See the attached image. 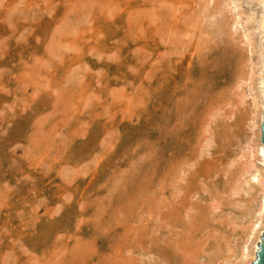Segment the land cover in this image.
Wrapping results in <instances>:
<instances>
[{
    "label": "rangeland",
    "instance_id": "1",
    "mask_svg": "<svg viewBox=\"0 0 264 264\" xmlns=\"http://www.w3.org/2000/svg\"><path fill=\"white\" fill-rule=\"evenodd\" d=\"M255 1L0 0V264H240Z\"/></svg>",
    "mask_w": 264,
    "mask_h": 264
},
{
    "label": "bare ground",
    "instance_id": "2",
    "mask_svg": "<svg viewBox=\"0 0 264 264\" xmlns=\"http://www.w3.org/2000/svg\"><path fill=\"white\" fill-rule=\"evenodd\" d=\"M255 2L257 3V5L261 9V15H260L259 23H258V29L261 32L262 41H264V0H256ZM259 69H260L259 71L264 76V62L261 64V67ZM259 84H260V91H259V93L256 96H254L253 98H251L252 99L251 102H250L251 103L250 104L251 112H249L250 113L249 114L250 115V118L248 117L249 120L246 123L248 125L247 127H248V130L250 132V140L251 141H254V142H252L253 143V146H250L251 148L249 147L248 153H247L248 163L247 162L246 163L249 166V167L247 166L249 168V170L248 171L243 170L241 172V175L245 171H246L245 174H248L249 175L248 182L250 181V182H252L255 185L256 191L258 192V194H257V192H256V194H257L259 200H258L257 212L255 214L256 215V219H255V221L250 226L248 239H247V241L245 243L246 245L242 247L241 252H240V257H239L240 258L239 261H241L240 264H251L254 261L256 251L258 250V244L260 242V237H261V235L263 233V229H264V152H263V148H262V145H261V142H260V125H261V120H262V113L264 111V77H262V79H261V81H260ZM225 106H226V104H225ZM200 151H201V149H200ZM202 152H203V154H205V151H202ZM200 154L202 155V153H200ZM200 154H198V155H200ZM198 157H200V156H198ZM243 158H244V156H243ZM246 160H247V158H246ZM181 170H183L182 167H181ZM183 171H184L183 173H185L186 170H183ZM184 179H185V177H184ZM189 194H191V193H189ZM237 261H238V259H237Z\"/></svg>",
    "mask_w": 264,
    "mask_h": 264
},
{
    "label": "water",
    "instance_id": "3",
    "mask_svg": "<svg viewBox=\"0 0 264 264\" xmlns=\"http://www.w3.org/2000/svg\"><path fill=\"white\" fill-rule=\"evenodd\" d=\"M260 142L264 152V111L262 113V120L260 125ZM251 264H264V229L260 237V242L258 244V250L255 254V259Z\"/></svg>",
    "mask_w": 264,
    "mask_h": 264
}]
</instances>
